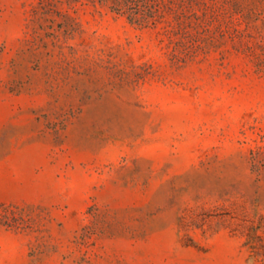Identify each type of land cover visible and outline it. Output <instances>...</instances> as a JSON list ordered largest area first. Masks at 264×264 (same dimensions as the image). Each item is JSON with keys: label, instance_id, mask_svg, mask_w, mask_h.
<instances>
[{"label": "rangeland", "instance_id": "374dc122", "mask_svg": "<svg viewBox=\"0 0 264 264\" xmlns=\"http://www.w3.org/2000/svg\"><path fill=\"white\" fill-rule=\"evenodd\" d=\"M0 0V264H264V0Z\"/></svg>", "mask_w": 264, "mask_h": 264}, {"label": "trees", "instance_id": "16d2710c", "mask_svg": "<svg viewBox=\"0 0 264 264\" xmlns=\"http://www.w3.org/2000/svg\"><path fill=\"white\" fill-rule=\"evenodd\" d=\"M158 6V0H111L109 5L112 11L126 15L130 21L139 25L156 23Z\"/></svg>", "mask_w": 264, "mask_h": 264}]
</instances>
